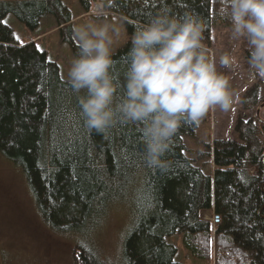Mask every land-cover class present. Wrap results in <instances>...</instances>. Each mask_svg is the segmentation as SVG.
<instances>
[{"label":"trees","instance_id":"trees-1","mask_svg":"<svg viewBox=\"0 0 264 264\" xmlns=\"http://www.w3.org/2000/svg\"><path fill=\"white\" fill-rule=\"evenodd\" d=\"M79 1L85 10L98 3L124 18L129 42L113 52L110 67L117 98L123 93L130 37L158 12L201 19L207 48L213 22L231 25L220 13L221 0ZM8 12L30 28L51 13L62 40L78 55L61 0H0V21ZM261 82L255 74L241 108L258 104ZM84 95L60 77L57 64L36 42L20 43L0 23V153L21 167L44 228L69 241L68 264H181L165 239L175 232L194 256L211 257L214 264H264V125L256 116L238 115L239 141L212 139L213 169L207 175L184 154L182 137L196 123H181L164 155L165 166H149L142 123L89 128L80 107ZM120 208L130 216L124 234L115 246L99 245L96 231L109 226ZM205 210L217 221L203 218Z\"/></svg>","mask_w":264,"mask_h":264},{"label":"clouds","instance_id":"clouds-1","mask_svg":"<svg viewBox=\"0 0 264 264\" xmlns=\"http://www.w3.org/2000/svg\"><path fill=\"white\" fill-rule=\"evenodd\" d=\"M93 13L103 15V5H95ZM220 13L230 20L234 36L247 39L249 67L264 78V0H221ZM120 32L108 23L76 25L79 53L67 77L75 91H86L80 107L89 128L103 131L117 121L141 122L144 161L163 167L181 123H199L216 106L229 110L235 94L203 42V21L191 13L178 17L160 11L130 37L123 93L117 98L110 67ZM220 63L230 67L233 61L225 55Z\"/></svg>","mask_w":264,"mask_h":264},{"label":"rangeland","instance_id":"rangeland-1","mask_svg":"<svg viewBox=\"0 0 264 264\" xmlns=\"http://www.w3.org/2000/svg\"><path fill=\"white\" fill-rule=\"evenodd\" d=\"M61 2L70 13L71 36L76 43L75 26L88 22L97 25L108 23L120 28V36L114 37V51L125 43L126 38L129 39L124 18L120 14L103 11V15L96 16L93 8L98 3L85 10L79 0ZM3 21L12 29L20 43L31 40L36 42L37 47L44 50L47 57L57 64L60 77L68 80L67 72L75 55L69 43L62 40L56 19L51 13L42 14L33 28L26 26L11 12L5 14ZM209 35V55L214 60L217 71L228 76L229 88L235 94L234 103L227 111L221 110L219 106L210 109L196 123L194 131L183 135L182 140L186 157L205 174L212 175L209 144L213 138L239 141L234 124L240 114L256 116L264 125V78L258 104L247 109L241 108V98L255 80V72L248 63L250 46L247 39L234 36L232 25L219 21L211 24ZM225 55L233 61L230 67H224L220 63L221 57ZM261 138L264 139L262 135ZM129 217L128 211L120 208L111 218L109 226L105 225L101 231H96L95 239L99 245L115 246L125 232L124 226L129 222ZM202 217L214 221L211 210L203 211ZM165 239L176 249L175 261L181 264H214L211 257L198 258L186 249L179 232L166 235ZM69 247L68 240L57 237L44 228L21 167L0 153V264H47L46 261L50 264L49 260L68 264Z\"/></svg>","mask_w":264,"mask_h":264},{"label":"snow or ice","instance_id":"snow-or-ice-1","mask_svg":"<svg viewBox=\"0 0 264 264\" xmlns=\"http://www.w3.org/2000/svg\"><path fill=\"white\" fill-rule=\"evenodd\" d=\"M0 23H4L3 21H0ZM67 145H68V150L69 151H72L73 150V141L71 138L68 139V141L66 142ZM125 159H127V157H125ZM77 178V174L74 172L73 174V179H76Z\"/></svg>","mask_w":264,"mask_h":264},{"label":"water","instance_id":"water-1","mask_svg":"<svg viewBox=\"0 0 264 264\" xmlns=\"http://www.w3.org/2000/svg\"><path fill=\"white\" fill-rule=\"evenodd\" d=\"M263 154H264V149H263ZM217 218H218V216L215 215V218H214V221H215V222L217 221Z\"/></svg>","mask_w":264,"mask_h":264},{"label":"flooded vegetation","instance_id":"flooded-vegetation-1","mask_svg":"<svg viewBox=\"0 0 264 264\" xmlns=\"http://www.w3.org/2000/svg\"><path fill=\"white\" fill-rule=\"evenodd\" d=\"M264 149V148H263Z\"/></svg>","mask_w":264,"mask_h":264}]
</instances>
